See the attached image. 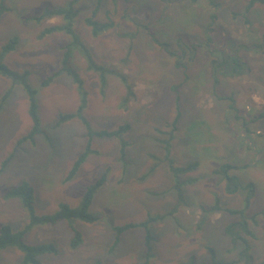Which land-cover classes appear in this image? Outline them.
Instances as JSON below:
<instances>
[{
	"label": "rangeland",
	"instance_id": "374dc122",
	"mask_svg": "<svg viewBox=\"0 0 264 264\" xmlns=\"http://www.w3.org/2000/svg\"><path fill=\"white\" fill-rule=\"evenodd\" d=\"M69 1L0 0V64L25 75L37 93L40 120V132L17 145L33 126L29 99L22 84L0 73V228L9 225L17 232L28 222L22 201L6 198L8 189L29 184L36 215H50L60 205L77 208L86 188L107 171L90 207L96 223L63 221L26 234L28 245L52 243L57 248L56 254L39 257L41 264H145L147 259V264H185L193 257L196 264H207V247L215 249L217 259L233 261L238 250L227 252L224 230L239 217L224 210L243 209L245 199L244 219L254 234L248 238L250 254L255 264L264 262V117H258L264 111V51L253 48L262 41L264 7L252 9L247 24L242 13L248 0H78L74 35H44L62 19L35 18ZM98 6L95 19L111 27L92 36L85 21ZM11 39H16L15 49L3 55ZM70 42L75 43L71 66L79 82L60 72ZM159 43L187 51L185 68H176ZM188 45L195 51H188ZM86 50L97 65L112 70L104 75L105 83L100 73L86 70ZM221 52L238 59L239 74L225 76L229 69L219 66L222 71L213 77L210 62L219 61ZM83 97L82 118L61 122L62 115H76ZM177 98L180 118L165 160L158 140L166 136L159 133L177 114ZM121 126L129 127L122 136L124 153L113 138L87 137L88 128ZM88 143L95 152L66 182ZM168 163L176 168L196 163L197 168L175 176ZM223 164L246 166L231 173L244 185L252 183L254 191L227 194L225 181L213 173ZM157 214L164 216L149 226L151 251L140 227L124 232L113 247V227L139 224ZM73 231L82 236L74 250ZM21 258L15 248L0 252V264H21Z\"/></svg>",
	"mask_w": 264,
	"mask_h": 264
},
{
	"label": "trees",
	"instance_id": "16d2710c",
	"mask_svg": "<svg viewBox=\"0 0 264 264\" xmlns=\"http://www.w3.org/2000/svg\"><path fill=\"white\" fill-rule=\"evenodd\" d=\"M164 1V0H162ZM98 3L101 4V1L98 0ZM78 5V0H70L66 7H57V8H47L43 11V13L36 17V20H42V19H49L53 17H57L62 19L63 23L60 25H54L46 28L44 30V35L45 34H51L55 32H62L65 33L66 35L73 36L74 35V30H73V25L74 21L76 18H78L80 9ZM100 6V5H99ZM97 7L94 12H92V16L86 18V25L92 29V36H98L101 31H105L107 28L111 27V23H99L95 18L97 14L99 13V8ZM256 6H263L264 7V0H248L246 3V6L244 8V11L242 13V18L245 23H249L248 20V14L252 9H254ZM3 11V7H0V15ZM237 16V14H234ZM213 20L215 17L212 15L211 17ZM261 43L258 45H254V49L262 50L264 51V31L261 35ZM16 39H11L3 48H2V54H6L10 51H13L15 49L16 45ZM162 48H164V52L173 58L174 61V66L176 68H185V64L183 63L184 60H186L185 57H183L184 53L187 51H171L169 49V44L167 43H159ZM75 46L74 42H70L67 46L66 49L67 51L63 52L61 63H62V69L60 72H66L68 76L73 77V81L79 82L77 80V75H76V70L71 66V61H72V48ZM178 48H184L182 43L178 42L177 45ZM196 46L190 47L188 45V51H195ZM215 52L210 51V54H214ZM82 55L86 58L87 64H86V70L87 71H95L97 73H100V76L102 78V83H105L104 81V75L106 74H111L112 70L109 68H105L103 66L97 65L94 60L92 59V55L86 50L82 51ZM220 60L218 61V58H215L211 63V67L213 68V77H215L216 73L222 71L221 69H218L219 66H224L222 69L228 70L230 72L226 71L225 76H234L236 74H239L241 70H239V61L237 58L233 56H227V54H224L221 52V56L219 57ZM180 60V61H179ZM186 63V61H185ZM217 66V67H216ZM224 70V71H225ZM59 72V73H60ZM0 73L4 75L5 77H8L14 81V83L17 84H22L24 87V90L27 92L28 99H29V115L32 119V129L29 132L28 135L24 136L20 140H18L17 145H20L23 143L25 140H32L34 135L40 132V120L37 114V101L36 100V91L33 90L26 81L25 75H18L12 71H10L7 67L3 66L0 64ZM225 74V73H224ZM58 75V73L54 74ZM120 74H117L119 77ZM51 77L42 81L41 86H47L50 83ZM124 85L128 84L124 82ZM130 87L128 86V89ZM10 89L6 92L4 97L2 98L1 102H3L10 94ZM177 102V114L175 115L170 127L168 126L165 131H160V136L164 137L166 136L165 139H159L158 142L163 145L164 147V158L165 160H168L170 154H169V148L170 144L174 139V134L177 130V124L180 118V107L178 106L179 104V98L176 99ZM86 106V100L83 97L81 99V103L76 111V115L74 114H66L62 115L60 117V121L64 122L68 119H71L75 116H78L79 118H82L81 113L84 110ZM258 117H264V111L259 113ZM129 130L128 126H121L116 130L112 131H100V130H90L88 128L87 132V137L88 138H93V137H100V138H109V139H115L117 140L118 144L120 145L121 152L124 153L125 148L127 147V142L123 139V134ZM94 150H91V145L90 143L87 144L86 150L76 159L74 165L72 166L69 174L66 176L65 181L68 182L70 181L80 166L84 163L86 158L88 157L89 154L94 153ZM169 164V171H171L175 176L178 175H183L189 171H192L197 168L196 163H191L188 164L187 166L183 168H176L173 167L170 163ZM246 168V166L238 167V166H233V165H227L223 164L219 168H217L213 173L215 176L220 177V180L225 181V191L227 194L232 195L236 194L239 191H246L248 190L249 192L254 191V187L252 183L248 184H243L240 182V180L233 175L231 172L235 170H241ZM154 170V167L150 168L149 172H152ZM106 175L107 171H104L99 179H97L94 183L90 184L87 188L86 191L84 192L82 196V200L80 205L77 208H69L66 205H60V208L54 212L53 214L50 215H36L34 208H33V188L27 184V183H21L17 187L10 188L5 192L6 198H19L22 201V205L24 209L26 210L28 222L24 225L23 229L14 232L11 229V226L9 225H3L0 228V252L2 250H5L6 248H15L18 251L22 253V258H21V264H41L39 257H41L44 254H56L57 248L55 245L52 243H42V244H36V245H28L25 243L24 238L27 233H29L34 227L36 226H53L56 225L60 222L63 221H69V223H72L74 221H81L87 224H94L98 221V217L96 215H93L90 212V207L92 206V203L94 202L95 196L97 194V191L102 188L105 184L106 180ZM222 178V179H221ZM193 180L188 179V183H191ZM180 191V190H179ZM180 193H178L179 195ZM177 195V196H178ZM179 199L182 200L181 195H179ZM245 206L243 209H225L224 211L227 212L229 215L233 217H239L237 220L232 221L229 223L224 230V235L229 241V247L230 249L227 250L228 253H236V259L233 261L225 262L224 260L217 259L216 256V251L212 247H207V253L209 254V259L207 260V264H255L253 261V258L250 254L251 250V245L248 241V238L254 237V234L251 232L249 229L248 223L246 222V219H244V214L246 211L247 201L245 199ZM218 206V205H217ZM177 206L172 210V212H175L177 210ZM217 209V208H216ZM218 210V209H217ZM172 214V213H171ZM163 214H157V215H149L148 219L145 220L142 223L139 224H125L122 226H116L113 227V231L115 232V239L113 243V247H115L120 239L121 235L134 228H143L145 231V243L147 246L148 251L152 250L151 243L154 239V237L151 235V230L149 229V226L151 223L156 222L157 220H162L163 219ZM74 236L72 237L70 241V248L71 249H76L82 242V236L81 233L78 231H73ZM149 258V255L147 256ZM148 259L146 260L145 264H147ZM185 264H196V261H193L185 263ZM198 264H206V263H198ZM259 264H264V262H261Z\"/></svg>",
	"mask_w": 264,
	"mask_h": 264
}]
</instances>
